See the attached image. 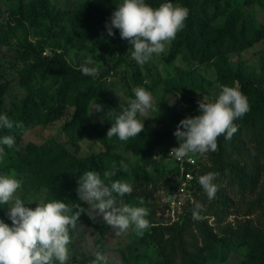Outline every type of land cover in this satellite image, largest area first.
<instances>
[{
	"label": "rangeland",
	"instance_id": "374dc122",
	"mask_svg": "<svg viewBox=\"0 0 264 264\" xmlns=\"http://www.w3.org/2000/svg\"><path fill=\"white\" fill-rule=\"evenodd\" d=\"M122 2L0 0V85H13L11 94L18 106L27 93L19 84L30 63L19 56L25 50L44 58L63 59L80 71L85 61L91 60L93 63L88 66L99 70L89 81L68 83L64 111L55 121L45 122L42 109L33 126L22 130L15 127L18 114L14 112L10 130L15 145L0 146L5 149L0 156V175L14 173L22 181L16 195L26 207L34 209L36 203L62 200L69 206L81 204L87 208L78 199L75 176L62 171L64 162L56 155L68 151L77 158H85L107 152V171H112L113 165L116 170L118 156L127 160L126 174L119 177L116 172L110 179L131 185L132 193L118 200L146 207V219L151 226L142 235L130 228L117 236L101 218L94 222L82 213L75 228L70 229L68 264H92L96 252L106 257L107 264H189L193 258H203L204 264H264L258 254L264 253V139L247 131L235 137L224 152L217 140L215 152L196 154V185L200 187L201 175L213 172L218 191L209 200L201 187L193 202L187 199L176 219L168 205L178 161L164 152V148L179 144L173 135L179 122L201 114L197 101L203 100V96L214 101L221 86L238 87L241 91L240 82L229 79L228 74H241L264 91V0H191L197 27L189 42L184 21V27L165 45L164 51L154 53L142 66L131 58L132 46L127 48L118 29H112L114 36L107 34L106 24H110L112 13ZM145 2L154 8L166 2L182 6V0ZM231 15L236 17L234 37L227 38L219 49H211L209 40L215 31L225 27ZM61 84V78L50 73L38 77L31 87L35 94L51 98ZM91 87L98 89L101 101L92 98L86 102L89 127L85 136L76 138L69 133L68 126L74 119L77 99ZM137 87L153 97L154 110L147 117H137L144 121V131L128 141L105 137L103 143L100 134L108 131L115 117L135 99L133 89ZM96 102L103 105L101 112L94 111ZM161 134L163 148L151 158L138 156L129 148H146ZM221 161L253 177L254 191L241 197L224 188L225 182L217 174ZM220 193L225 194L224 200H218ZM139 198L144 199L143 205ZM195 203L202 206V220L192 217ZM8 208L7 204L0 205V219L11 226ZM231 237L234 241L227 243ZM205 242L216 249L214 255L207 253Z\"/></svg>",
	"mask_w": 264,
	"mask_h": 264
},
{
	"label": "clouds",
	"instance_id": "9594fccd",
	"mask_svg": "<svg viewBox=\"0 0 264 264\" xmlns=\"http://www.w3.org/2000/svg\"><path fill=\"white\" fill-rule=\"evenodd\" d=\"M188 9L173 5L170 2L152 7L145 0H123L106 24L107 34L114 36L113 28L118 29L122 39L132 46L131 58L139 65H144L151 56L164 51L165 45L175 39L177 33L184 27ZM91 60H86L81 66V72L87 76H97L99 70L89 67ZM222 91L215 100L203 96L197 101L200 115L182 119L173 135L179 142L173 147L169 156L176 160L185 157L189 159L196 154L203 155L218 148V137L225 136L230 140L238 131L234 120L245 115L249 109L247 97L238 87L221 86ZM135 99L128 102L115 122L107 131L108 138L116 136L121 141H128L144 131V121L139 116L147 117L153 109L152 94L142 87L133 89ZM180 95V94H179ZM177 96V98L179 97ZM103 105L95 103L94 111L101 112ZM16 128H23V122H16ZM13 128V122L5 114H0V129ZM183 129V130H181ZM0 144L13 148L15 138L5 135ZM19 151V149H16ZM5 154L0 147V156ZM191 154V156H190ZM121 169L127 166L121 162ZM116 175L115 165L112 171L104 172V179L96 171H87L79 177L76 189L79 201L86 203L69 206L62 200L36 203L32 209L16 193L22 186V181L12 175H0V205L7 204L8 219L11 226L0 219V264H68L70 260L69 245L72 244L70 229L75 228L82 213H86L94 222L101 218L110 226L115 235L127 233L132 228L137 235L151 225L146 217L149 210L143 206L125 204L119 198L131 194L133 189L127 182L111 180ZM216 173L208 172L198 178V183L206 192L209 200L215 198L218 186L213 183ZM108 181L107 183L105 181ZM183 189H181V192ZM139 204L144 199L139 198ZM78 209V210H77ZM202 206L195 203L192 210L194 220H202ZM92 264H107L106 257L95 253Z\"/></svg>",
	"mask_w": 264,
	"mask_h": 264
},
{
	"label": "trees",
	"instance_id": "16d2710c",
	"mask_svg": "<svg viewBox=\"0 0 264 264\" xmlns=\"http://www.w3.org/2000/svg\"><path fill=\"white\" fill-rule=\"evenodd\" d=\"M173 1V0H169ZM150 4V3H149ZM151 6L153 4H150ZM182 6L188 9V16L185 20L187 26L185 28V37L187 42L193 35V30L197 27L196 21L193 16L192 3L191 0H182ZM236 27V17L231 15L230 19L225 24V27L221 30L215 31L212 38L209 40V47L211 49H219L225 44L227 38H233L234 30ZM189 43H187V46ZM127 41V48H130ZM20 58L25 61H29L24 76L19 82V84L26 89L27 93L23 98L20 106L17 105V101L12 98L11 88L13 85L10 83H3L0 85V114H5L12 121L11 116L15 113L18 114V122H23L24 127L20 128L22 130L28 129L33 126L36 119L39 117L40 111L44 109L45 122H52L59 119L65 108V101L67 97L68 83L74 81H89L92 76L83 75L80 70L71 68L68 63L63 59H52L44 58L32 50H25L19 53ZM50 73L57 74L61 80L62 84L57 91V93L51 97L47 98L45 96L35 94L32 92L31 85L37 80L38 77H46ZM229 79L238 80L241 84V92L247 97L249 103V111L240 118L234 120V124L238 126V131L232 136L230 140H226L224 135L218 137V143L220 151L224 152L228 150L230 142L233 141L235 137L240 136L243 132L253 131L255 134L261 136L264 139V91L261 88H255L254 85L248 81V79L241 74H228ZM92 98H97L101 101L100 93L97 88L91 87L90 89L83 92L77 99L76 105L77 110L74 119L68 126V131L72 136L76 138H82L85 136L87 128L89 127V120L86 116L85 104ZM11 99V100H10ZM107 130L100 134V140L104 143L106 141ZM5 135H11V130L7 128L0 129V139ZM164 135H159L156 139L151 140L146 148H139L136 145H131L130 150L134 151L138 156H144L145 158H151L156 150L161 151L163 148ZM2 144H0L1 146ZM179 144H173L164 148V152L168 156L170 150L173 147H178ZM35 152L39 153L38 149ZM42 152V151H41ZM58 159L62 162V171L67 174H72L76 178V183L78 186V180L81 175L87 171H96L100 174L101 178L104 177V172L108 170V159L109 154L107 152L98 153L90 157L77 158L68 151L58 153L56 155ZM117 167L116 172L119 177H123L126 171L121 169V162L127 166V160L122 156L116 158ZM190 167H188L189 169ZM196 167L193 168L194 173L196 172ZM218 177L220 180L225 182V187L230 191H234L236 195L244 197L247 193L254 191L256 186V180L253 177L248 176L243 173L242 170L237 169L234 166L223 163L222 161L218 164ZM176 181L175 184L179 182L180 179V169L177 165L175 168ZM201 189L198 187L195 181L191 188V194L194 201V195ZM223 190V189H222ZM225 194L220 193L218 195V200H224ZM191 201V202H193ZM227 243L234 241L233 237L227 240ZM207 253L209 255H214L216 249L213 245L206 244ZM264 262V253L258 251ZM189 264H204L203 258H193Z\"/></svg>",
	"mask_w": 264,
	"mask_h": 264
},
{
	"label": "built area",
	"instance_id": "2783aa9c",
	"mask_svg": "<svg viewBox=\"0 0 264 264\" xmlns=\"http://www.w3.org/2000/svg\"><path fill=\"white\" fill-rule=\"evenodd\" d=\"M178 166L180 169V179L179 182L174 185V188L171 191L168 205L169 212L174 219H176L178 215L182 213V209L184 208L187 199L193 201L191 188L194 181L196 180V176L193 171V168L197 166L196 158L194 156H192L191 159L185 157L184 159L178 161ZM188 167L190 168L188 169ZM181 189H183L182 192Z\"/></svg>",
	"mask_w": 264,
	"mask_h": 264
}]
</instances>
